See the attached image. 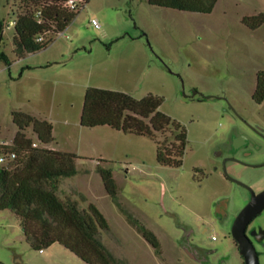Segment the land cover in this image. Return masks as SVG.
<instances>
[{
	"label": "rangeland",
	"instance_id": "obj_1",
	"mask_svg": "<svg viewBox=\"0 0 264 264\" xmlns=\"http://www.w3.org/2000/svg\"><path fill=\"white\" fill-rule=\"evenodd\" d=\"M22 7V0H0V50L10 60H0V140L13 144L15 110L51 121L56 147L81 156L60 196L82 208L95 204L110 225L103 241L129 264H244L232 228L251 198L238 181L264 190V101L253 99L264 71V23L252 29L243 18L264 13V0H218L210 13L89 0L47 48L19 58L8 24ZM90 86L162 96L161 110L188 130L182 166L160 165L148 136L82 126ZM26 133L37 141L31 127ZM245 134L252 141L234 147ZM97 160L113 172L116 199ZM129 216L155 233L160 252ZM260 226L264 210L249 228ZM254 244L264 264V241ZM0 264L88 263L60 243L34 249L16 214L0 209Z\"/></svg>",
	"mask_w": 264,
	"mask_h": 264
},
{
	"label": "trees",
	"instance_id": "obj_2",
	"mask_svg": "<svg viewBox=\"0 0 264 264\" xmlns=\"http://www.w3.org/2000/svg\"><path fill=\"white\" fill-rule=\"evenodd\" d=\"M68 1L22 0V9L13 8L17 20L14 52L19 58L47 48L69 27L80 10L66 8ZM148 2L182 11L210 13L218 0ZM243 22L252 29L258 28L264 23V13L245 16ZM4 29L0 22V45ZM40 36H44L43 41H38ZM0 60L10 63L8 55L1 50ZM253 99L257 103L264 101V71L258 74ZM163 102L162 96L153 93L136 99L123 91L90 86L85 93L81 125L110 126L125 133L148 136L157 145L160 165L180 167L189 143L188 130L161 110ZM12 116L18 131L11 146L0 145V155L12 151L16 157L0 164V209H10L16 214L26 241L36 250L60 243L88 264H129L103 241V233L110 231V225L95 204L82 208L76 199L60 196L62 180L77 175L81 157L49 147L55 142V135L48 119L21 110L13 111ZM30 127L37 141L27 135ZM99 171L106 190L116 199L118 187L112 170L99 167ZM129 219L160 252L161 245L155 233L136 223L131 216Z\"/></svg>",
	"mask_w": 264,
	"mask_h": 264
},
{
	"label": "water",
	"instance_id": "obj_3",
	"mask_svg": "<svg viewBox=\"0 0 264 264\" xmlns=\"http://www.w3.org/2000/svg\"><path fill=\"white\" fill-rule=\"evenodd\" d=\"M243 139L244 137L242 136L237 137L234 143L235 147H238L240 141ZM238 182L251 192V198L236 217L232 228V234L241 255L244 257V264H260L259 252L254 241L248 234V227L253 219L264 210V190L257 193L250 185L240 181ZM251 235L258 241L264 240V226L254 228Z\"/></svg>",
	"mask_w": 264,
	"mask_h": 264
},
{
	"label": "built area",
	"instance_id": "obj_4",
	"mask_svg": "<svg viewBox=\"0 0 264 264\" xmlns=\"http://www.w3.org/2000/svg\"><path fill=\"white\" fill-rule=\"evenodd\" d=\"M87 3H88V0H70V1H68L65 4V7L68 8L69 10H71V11H77V10H81ZM92 24L96 28H101V23L96 18H94L92 20ZM16 25H17V20H16V18H14L13 20L10 21V23L8 24V27H14L15 28ZM63 33H61V34H63ZM43 40H44V36H40L38 38V41H43ZM0 145L1 146H11V144L9 142L4 141V140H0ZM35 145L37 146L38 144L35 143ZM15 157H16V153L15 152H12V151H10L7 154H1L0 155V164H4L8 160H13ZM213 238L216 239V236H213ZM40 252H43V249L40 250Z\"/></svg>",
	"mask_w": 264,
	"mask_h": 264
},
{
	"label": "crops",
	"instance_id": "obj_5",
	"mask_svg": "<svg viewBox=\"0 0 264 264\" xmlns=\"http://www.w3.org/2000/svg\"><path fill=\"white\" fill-rule=\"evenodd\" d=\"M36 116V115H35ZM39 117H41V116H39ZM54 135H55V129H54ZM241 137V136H240ZM242 137H244V139H243V141L241 142V144H245L246 143V141L249 139V135H247V134H245V135H243ZM54 143H56V138H55V142ZM51 144V145H49V147L50 148H53V149H57V150H60L59 148H57L56 147V145L55 144ZM61 151H63V150H61ZM81 157V156H80ZM96 167L99 169V167H101V168H105L104 167V160H97V162H96ZM69 179L70 178H66L65 179V181L63 182V184L64 183H66V182H69Z\"/></svg>",
	"mask_w": 264,
	"mask_h": 264
},
{
	"label": "flooded vegetation",
	"instance_id": "obj_6",
	"mask_svg": "<svg viewBox=\"0 0 264 264\" xmlns=\"http://www.w3.org/2000/svg\"><path fill=\"white\" fill-rule=\"evenodd\" d=\"M242 136H243V135H242ZM242 141H243V140H242ZM242 141H240V145H239L237 148H240V147H242L243 145L247 144L248 142H251V141H252V138H251V136H249V139L246 141L245 144H241ZM234 147H235V145H234ZM252 230H253V228L250 229V228L248 227V234L250 235V237L252 238V240L255 241L256 238H255L254 236L251 235ZM262 241H264V240H262Z\"/></svg>",
	"mask_w": 264,
	"mask_h": 264
}]
</instances>
